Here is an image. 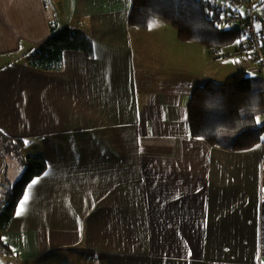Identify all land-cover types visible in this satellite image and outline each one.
I'll return each mask as SVG.
<instances>
[{
  "label": "crops",
  "instance_id": "0c3cea01",
  "mask_svg": "<svg viewBox=\"0 0 264 264\" xmlns=\"http://www.w3.org/2000/svg\"><path fill=\"white\" fill-rule=\"evenodd\" d=\"M131 7L0 0V57L18 55L0 68V132L29 139L22 155L47 169L0 232L1 263L264 264V143L230 152L190 136L191 97L221 67L208 48L151 35L154 24L132 29ZM53 26L86 33L92 59L67 50L60 71L27 66ZM242 58L237 70L260 76Z\"/></svg>",
  "mask_w": 264,
  "mask_h": 264
},
{
  "label": "trees",
  "instance_id": "16d2710c",
  "mask_svg": "<svg viewBox=\"0 0 264 264\" xmlns=\"http://www.w3.org/2000/svg\"><path fill=\"white\" fill-rule=\"evenodd\" d=\"M131 1L128 24L132 29L148 30L157 22L168 23L176 29L181 41L194 42L211 51L229 48L243 37L238 28L223 30L210 22L205 6L198 0ZM262 3L259 5L264 6ZM51 31V37L38 49V57L29 58L27 66L42 71H60L63 53L67 50L81 51L90 59L94 56L93 41L83 31L69 27L59 30L56 26ZM187 111L190 136L201 138L212 147L235 152L264 143V82L261 75L250 76L243 69L224 82L206 81L194 91ZM12 142L16 145L14 157L24 169L0 204V232L12 223L26 187L47 170L43 156L22 155L27 144L25 140L12 139ZM10 250L0 236V251Z\"/></svg>",
  "mask_w": 264,
  "mask_h": 264
},
{
  "label": "built area",
  "instance_id": "2783aa9c",
  "mask_svg": "<svg viewBox=\"0 0 264 264\" xmlns=\"http://www.w3.org/2000/svg\"><path fill=\"white\" fill-rule=\"evenodd\" d=\"M207 10L209 21L223 30L234 29L233 25L242 22L244 29L238 48L232 54L235 57H250L256 60L264 82V9L259 0H198ZM245 6L246 18L234 7ZM240 29V28H238ZM230 54L224 55L229 57Z\"/></svg>",
  "mask_w": 264,
  "mask_h": 264
},
{
  "label": "rangeland",
  "instance_id": "374dc122",
  "mask_svg": "<svg viewBox=\"0 0 264 264\" xmlns=\"http://www.w3.org/2000/svg\"><path fill=\"white\" fill-rule=\"evenodd\" d=\"M260 1L263 2L262 5H264V0H260ZM259 7L264 9V6L260 5ZM234 8L239 9V12L241 11L242 19L246 18L247 8H245V6H240L239 8L234 7ZM233 27H234V29H236V28H240V30L244 29L242 22L241 23L240 22L235 23L233 25ZM163 34L165 35V37H168V39L170 41H172V37H174L175 41H177L179 43V40L177 37V31L172 25H170L168 23H163V22L155 23L153 30L151 32V35H155L156 38H159ZM237 45L238 44H233V45L229 46V48H226V49L211 51L212 56L215 58L213 61L214 62L213 66L215 68L221 67L220 71H218L219 72L218 76H215L216 77L215 79H217L218 82L219 81L224 82L225 80L230 78L231 75H234L235 73L238 72V70L236 68L237 61L240 62V61H242L243 58L235 57L232 54H230V52L232 53L233 51H235L238 48ZM187 46L197 47V48L202 49V50H204L206 48L205 46L203 47L202 45L194 43V42L188 43ZM223 54L224 55L230 54V56L224 57ZM17 56L18 55H14V56L6 55L4 57H0V68H2V66H5L6 63L16 61ZM23 57H24V59H26V56H23ZM170 73H171V71L169 72V74ZM192 73H195L194 69H193ZM247 73H248V75L252 74L250 71H248ZM3 137L7 140H4ZM12 139H14V140L23 139L27 142L26 145H28L29 139H24V138L18 139V138L7 136L6 134L0 132V140H1V142H0V145H1L0 146V156L6 155L4 157H6L7 159H10V158L14 159V160H10V162H11L10 167H9L10 172H9V175L7 178L8 183L13 186L14 183L16 181H18L19 177L22 175L24 168L22 169V167L18 166L16 163V162H18V158L14 157V153H15L14 146H16V145H14V143L12 142ZM5 149H6V151H5ZM5 189L8 190V187ZM6 259L7 258H5L4 253L0 251V262H4V261H6Z\"/></svg>",
  "mask_w": 264,
  "mask_h": 264
},
{
  "label": "snow or ice",
  "instance_id": "6c2138e0",
  "mask_svg": "<svg viewBox=\"0 0 264 264\" xmlns=\"http://www.w3.org/2000/svg\"><path fill=\"white\" fill-rule=\"evenodd\" d=\"M33 183H36V181H33ZM28 199H29V196L26 193L25 196H24V200L21 202L20 209L18 210L17 215H19L21 212H23V210H24V204L27 203Z\"/></svg>",
  "mask_w": 264,
  "mask_h": 264
}]
</instances>
